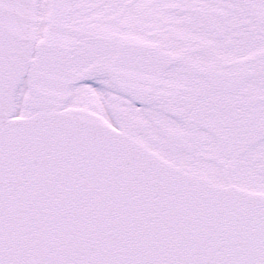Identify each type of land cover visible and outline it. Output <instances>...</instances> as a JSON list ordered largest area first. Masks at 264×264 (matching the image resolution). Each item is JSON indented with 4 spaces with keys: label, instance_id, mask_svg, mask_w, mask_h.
<instances>
[{
    "label": "water",
    "instance_id": "95a60500",
    "mask_svg": "<svg viewBox=\"0 0 264 264\" xmlns=\"http://www.w3.org/2000/svg\"><path fill=\"white\" fill-rule=\"evenodd\" d=\"M37 5L0 0V264H264V196L185 174L64 109L81 80L65 4L52 0L35 48ZM26 76L35 113L15 118Z\"/></svg>",
    "mask_w": 264,
    "mask_h": 264
},
{
    "label": "flooded vegetation",
    "instance_id": "af4514ba",
    "mask_svg": "<svg viewBox=\"0 0 264 264\" xmlns=\"http://www.w3.org/2000/svg\"><path fill=\"white\" fill-rule=\"evenodd\" d=\"M66 36L85 77L69 106L186 171L264 193V0H71Z\"/></svg>",
    "mask_w": 264,
    "mask_h": 264
},
{
    "label": "rangeland",
    "instance_id": "374dc122",
    "mask_svg": "<svg viewBox=\"0 0 264 264\" xmlns=\"http://www.w3.org/2000/svg\"><path fill=\"white\" fill-rule=\"evenodd\" d=\"M48 1L49 0H42V3H41V13H42V15H44V18H45V13L48 9L47 8ZM42 26H43V24L41 23V27ZM43 27L41 28V30L43 29ZM28 97H29V95H28L26 86L23 85V87L20 89V92H19L18 98H17V115L18 116H25L27 114V111H28L27 99H28Z\"/></svg>",
    "mask_w": 264,
    "mask_h": 264
}]
</instances>
